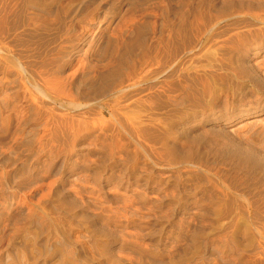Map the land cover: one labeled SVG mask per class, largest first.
Returning a JSON list of instances; mask_svg holds the SVG:
<instances>
[{
	"label": "rangeland",
	"instance_id": "rangeland-1",
	"mask_svg": "<svg viewBox=\"0 0 264 264\" xmlns=\"http://www.w3.org/2000/svg\"><path fill=\"white\" fill-rule=\"evenodd\" d=\"M0 23V264H264V0H0Z\"/></svg>",
	"mask_w": 264,
	"mask_h": 264
},
{
	"label": "bare ground",
	"instance_id": "bare-ground-1",
	"mask_svg": "<svg viewBox=\"0 0 264 264\" xmlns=\"http://www.w3.org/2000/svg\"><path fill=\"white\" fill-rule=\"evenodd\" d=\"M254 1V0H253ZM227 5V4H226ZM30 6V5H29ZM46 9V8H45ZM42 10V9H41ZM47 10V9H46ZM49 10V9H48ZM1 24V23H0ZM187 25V24H186ZM138 31V32H137ZM137 35H136V38L133 39L131 42H129V44L127 45L126 47V50H125V55L128 56V55H131L133 54L136 50H139V49H142L143 45L145 44V40H146V34L143 30H137ZM175 31V30H174ZM178 31V30H177ZM188 31V30H187ZM180 32V31H179ZM251 38V37H250ZM260 38V37H259ZM247 39V38H246ZM252 39V38H251ZM257 39V38H256ZM262 39V38H261ZM244 41V39H243ZM243 41H241L243 43ZM248 41V40H246ZM251 41V40H250ZM258 41V39H257ZM106 42V41H105ZM249 43V41H248ZM244 44V43H243ZM251 45V42L249 43ZM241 45V44H240ZM85 46V45H84ZM248 46V45H247ZM94 49V48H93ZM238 49V48H237ZM246 50V49H245ZM129 57V56H128ZM126 74V73H125ZM135 76V75H134ZM85 77V75H84ZM132 77V76H131ZM121 76L120 74L118 73H109V74H103L102 76L100 75V77L98 79H96L95 81H91L89 83H85V82H80L78 85L76 83L75 86H73V91L76 95L77 98L79 97H82L83 99L85 100H94V99H97L99 97H101L103 95V93H105V91H107L110 87V85L113 86V84L116 86V84H119L117 85V89L118 87L120 86L119 89H122V87L124 86L125 84V81H122L121 80ZM129 80H133V78H129ZM53 81H57L56 79L53 80ZM79 82V81H78ZM123 84V85H121ZM48 85V84H47ZM51 86V84H49ZM59 85V84H58ZM59 87V86H58ZM114 87V86H113ZM116 89V90H117ZM71 94V93H70ZM69 94V97L71 98H74V96L70 95ZM87 107V106H86ZM33 110V109H32ZM37 114V113H36ZM255 118V120L257 119V121H260V117L264 116V112L263 111H260V112H256L253 114ZM259 119V120H258ZM264 121V120H263ZM51 122H52V119H51ZM201 123V122H200ZM240 122H235V123H222V126L224 128H228V129H233L236 125H238ZM52 124V123H51ZM193 124V123H192ZM241 124V123H240ZM74 125V124H73ZM201 125V124H200ZM54 126V125H53ZM78 126V125H77ZM205 126V125H204ZM185 127V126H184ZM194 127V126H193ZM49 128V127H48ZM195 128V127H194ZM60 129V128H59ZM73 129V128H72ZM189 128H187L188 130ZM192 129V128H191ZM214 129V128H213ZM54 130V129H53ZM64 130V129H63ZM185 130V129H183ZM50 131V129H49ZM60 131V130H59ZM65 131V130H64ZM192 131H194L192 129ZM48 132V130H47ZM61 132V131H60ZM188 132V131H187ZM59 133V132H58ZM193 134V133H192ZM217 139V138H216ZM190 142H193V141H190ZM254 143V142H252ZM190 146V145H189ZM197 146V145H196ZM171 147V145H170ZM174 147V146H173ZM168 148V147H167ZM228 150H230V153H232L233 155H235L236 157H238V160H242V162L244 161L245 163H254L257 155L255 153H253V150L252 152L251 151H247L246 149H243L241 147H234L232 145H228L227 146ZM170 152H171V155L174 153L173 152V148H170L168 149ZM167 150V151H168ZM255 150V149H254ZM259 150V149H258ZM174 151H175V148H174ZM220 152V151H219ZM194 153V152H193ZM259 154V153H258ZM194 155V154H193ZM182 157V156H181ZM184 157V156H183ZM186 157V156H185ZM189 157V156H188ZM175 160H178L177 158ZM185 160V159H184ZM174 161V160H173ZM183 162H186L185 161H182V164ZM219 162V161H218ZM221 162V161H220ZM216 171V170H215ZM238 172V171H237ZM245 173V172H244ZM243 175V174H242ZM230 191V189H229ZM243 196V195H242ZM225 244V243H224Z\"/></svg>",
	"mask_w": 264,
	"mask_h": 264
}]
</instances>
